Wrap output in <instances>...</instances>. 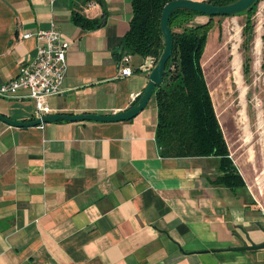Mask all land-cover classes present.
<instances>
[{"label": "crops", "instance_id": "crops-1", "mask_svg": "<svg viewBox=\"0 0 264 264\" xmlns=\"http://www.w3.org/2000/svg\"><path fill=\"white\" fill-rule=\"evenodd\" d=\"M101 1L0 0V86L36 55L35 40L23 36L53 25L69 47L60 93L45 101L48 115L127 111L154 66L119 58L132 0ZM74 12L100 25L82 30L71 21ZM208 22L196 16L191 26ZM122 67L132 74L121 77ZM0 116L36 120L24 91L0 98ZM155 128L152 98L124 122L24 128L0 121V264H264V250L230 251L248 245L247 237L264 241V212L229 148L258 212L245 194L237 198L214 184L215 159L162 158Z\"/></svg>", "mask_w": 264, "mask_h": 264}, {"label": "trees", "instance_id": "trees-1", "mask_svg": "<svg viewBox=\"0 0 264 264\" xmlns=\"http://www.w3.org/2000/svg\"><path fill=\"white\" fill-rule=\"evenodd\" d=\"M78 4L97 3L101 0H75ZM179 0H132L129 28L120 42L122 57L149 59L155 66L163 51L160 17L164 6ZM238 0H205L203 3L222 7ZM255 0L246 11L231 17H208L202 26H191L196 12L175 10L171 13L168 26L172 33L173 46L170 60L166 63L162 83L155 88L152 100L156 106V128L154 140L159 154L166 159L206 158L215 159L219 176L216 186L227 189L232 195L245 194L247 205L258 212L256 203L246 192L245 183L234 166L218 123L205 75L202 59L205 54L209 33L214 29V19L244 17L241 30V49L244 52L242 72H249V47L253 39V17L258 4ZM206 17V16H205ZM72 23L85 31H93L100 24L87 20L74 12ZM221 29L218 28V39ZM262 41V64L264 70V32Z\"/></svg>", "mask_w": 264, "mask_h": 264}, {"label": "rangeland", "instance_id": "rangeland-1", "mask_svg": "<svg viewBox=\"0 0 264 264\" xmlns=\"http://www.w3.org/2000/svg\"><path fill=\"white\" fill-rule=\"evenodd\" d=\"M244 19L214 20L202 68L232 160L248 181L256 202L264 212V70L261 69L264 0L258 4L252 19L254 32L248 52L247 75L242 72L241 30ZM219 27L221 34L218 39ZM261 222L264 225V215Z\"/></svg>", "mask_w": 264, "mask_h": 264}, {"label": "water", "instance_id": "water-1", "mask_svg": "<svg viewBox=\"0 0 264 264\" xmlns=\"http://www.w3.org/2000/svg\"><path fill=\"white\" fill-rule=\"evenodd\" d=\"M255 0H238L233 4L214 7L203 2H192L189 0L172 1L166 4L162 10L160 17V30L163 37V51L157 60L155 66L152 68L148 76V84L137 99L127 111L116 114L110 117L96 116V115H82V116H63V115H46L41 119H36L30 123H15L2 116L0 121L12 127H36L42 124L55 123L58 121L70 122H100V123H113L129 121L139 115L146 107L149 100L152 98L155 88L159 87L162 83L164 74L168 71L165 69L166 63L170 60L172 55L173 38L171 30L168 26V20L171 13L175 10H186L196 12L206 17H231L240 14L249 9ZM264 234V228L258 226ZM248 245L239 248L231 249V252H254L264 250V241L260 244L252 243L247 237Z\"/></svg>", "mask_w": 264, "mask_h": 264}, {"label": "built area", "instance_id": "built-area-1", "mask_svg": "<svg viewBox=\"0 0 264 264\" xmlns=\"http://www.w3.org/2000/svg\"><path fill=\"white\" fill-rule=\"evenodd\" d=\"M23 38L35 40L36 55L30 63L19 69L15 79L0 86V98L15 99L20 91L26 92V98L34 105L35 118L41 119L49 112L45 105L46 99L60 93L69 44L53 25L46 31L25 34ZM131 74L129 67L121 68V77L127 78Z\"/></svg>", "mask_w": 264, "mask_h": 264}, {"label": "bare ground", "instance_id": "bare-ground-1", "mask_svg": "<svg viewBox=\"0 0 264 264\" xmlns=\"http://www.w3.org/2000/svg\"><path fill=\"white\" fill-rule=\"evenodd\" d=\"M258 42H259V40H258ZM238 65V64H237Z\"/></svg>", "mask_w": 264, "mask_h": 264}]
</instances>
